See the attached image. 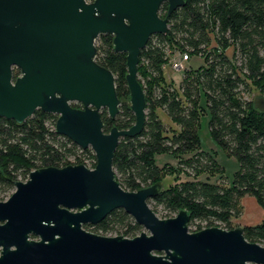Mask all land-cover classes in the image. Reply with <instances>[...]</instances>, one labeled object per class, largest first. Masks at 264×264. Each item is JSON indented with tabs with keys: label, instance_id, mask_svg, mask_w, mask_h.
Here are the masks:
<instances>
[{
	"label": "water",
	"instance_id": "1",
	"mask_svg": "<svg viewBox=\"0 0 264 264\" xmlns=\"http://www.w3.org/2000/svg\"><path fill=\"white\" fill-rule=\"evenodd\" d=\"M184 5L185 0H0V118L22 125L38 110L56 115V133L91 149L97 160L94 169L42 168L16 182L11 197L0 202V264H264V247L249 242L244 227L190 232L187 210L161 219L150 208L163 184L130 192L116 178L120 142L140 136L145 127L147 101L138 79L142 51L153 36L169 34L170 16ZM103 35L113 36L114 50L127 55L136 117L128 130H104L102 110L115 120L122 101L114 74L96 60ZM15 68L21 72L17 79ZM254 105L264 113L263 97ZM116 210L142 226L141 235L107 237L84 228Z\"/></svg>",
	"mask_w": 264,
	"mask_h": 264
},
{
	"label": "trees",
	"instance_id": "2",
	"mask_svg": "<svg viewBox=\"0 0 264 264\" xmlns=\"http://www.w3.org/2000/svg\"><path fill=\"white\" fill-rule=\"evenodd\" d=\"M165 4L160 16L166 18ZM113 36H100L96 42L97 62L115 77L122 102L115 120L102 113L104 130L114 126L128 130L136 123L130 109V91L126 81L127 55L117 53ZM170 49L200 56L205 65L185 72L178 90L166 78L165 65ZM228 51H233L228 56ZM20 72H15V78ZM147 101L146 122L136 138L123 139L116 151L114 170L117 181L127 191L136 192L155 184H164L166 175L188 172L194 180L164 187L149 201L162 219L176 217L181 210L191 216L190 232L206 227L234 230V220L243 215L242 200L255 198L264 211V113L255 108L251 98H264V0H185L169 18V34L153 36L142 51L138 69ZM205 96L210 115L209 129L219 147L239 163L229 185L197 180L202 173L223 174L214 154L202 151L199 136L200 100ZM73 107L82 108L73 103ZM163 112L179 131L169 136L159 112ZM58 116L38 110L22 125L0 118V202L15 191L16 182H26L31 172L49 167L78 165L71 159L84 155L92 159V150H81L68 138L56 133ZM170 154L179 168L160 167L156 158ZM199 227V228H198ZM87 231L101 236H124L133 239L144 231L123 210L112 212ZM198 228V230H195ZM251 243L264 247V219L260 224L244 227Z\"/></svg>",
	"mask_w": 264,
	"mask_h": 264
},
{
	"label": "rangeland",
	"instance_id": "3",
	"mask_svg": "<svg viewBox=\"0 0 264 264\" xmlns=\"http://www.w3.org/2000/svg\"><path fill=\"white\" fill-rule=\"evenodd\" d=\"M233 51H228V56L232 55ZM186 52H181L179 50H173L170 49L168 51V60L165 65V73L166 78L169 82H173L174 86L176 88H180L185 72L190 69H198L205 65L204 59H202L200 56H190L187 60H183L184 55ZM188 54V53H187ZM174 62H178L182 64V68L179 70H174L172 68V64ZM260 96L259 94L253 95L251 98L255 101L256 97ZM122 102H124L122 100ZM106 110H102V113ZM200 126H199V136L201 141V147L202 151L214 154L217 162L219 165L224 169L223 174L220 173H202L201 176L198 177L197 180L203 181V182H210V183H217L219 181H224L225 184L229 185V183L232 182L233 177L235 173L239 170V163L238 161L228 156L220 147L219 145L214 141V139L211 136L210 129H209V122H210V115L207 110L206 106V99L205 96L202 95L200 100ZM161 119L163 120L164 124L166 125V128L169 129L168 135L173 136L175 131H179V128L176 124H174L162 111L159 112ZM174 131V132H173ZM91 150V149H88ZM85 156L79 153V156L74 157L71 159V162H79L78 165H85L89 169H94L92 159H87L86 164L81 162L82 160H85ZM157 165L160 167L169 166L171 168H179V161L170 154H160L156 158ZM179 178V182H185L189 180H194L193 176L190 175L188 172H180L175 171L174 173H170L169 175L165 176L164 179V186L168 188L170 185H173L176 183V179ZM9 196L7 200L10 198ZM246 198V199H245ZM251 196H246L242 200V208H243V215L239 219L234 220V227L235 229L238 227H244L243 223H260L263 219V212L261 209H258L257 211H253V207L251 206L249 199L251 200ZM245 199V200H244ZM255 199V198H253ZM152 209L153 207L150 206ZM158 217L163 215V210L161 207L157 209ZM162 219V218H161ZM199 228V227H198ZM198 228H195V230H198ZM208 227L202 225V229H207ZM201 230H198L196 232H199ZM111 237V236H110ZM113 237V236H112ZM115 237V236H114Z\"/></svg>",
	"mask_w": 264,
	"mask_h": 264
},
{
	"label": "crops",
	"instance_id": "4",
	"mask_svg": "<svg viewBox=\"0 0 264 264\" xmlns=\"http://www.w3.org/2000/svg\"><path fill=\"white\" fill-rule=\"evenodd\" d=\"M246 199V198H245ZM244 199V200H245ZM249 202H250V204H251V206L253 207V211H257L258 209H261V211L263 212V219H264V211H263V209L259 206V204L257 203V201L255 200V199H253V198H251V200L249 199L248 200ZM262 219V220H263ZM262 222V221H261ZM260 222V223H261ZM260 223H255V224H253V223H243V226L245 227V226H253V225H257V224H260Z\"/></svg>",
	"mask_w": 264,
	"mask_h": 264
},
{
	"label": "built area",
	"instance_id": "5",
	"mask_svg": "<svg viewBox=\"0 0 264 264\" xmlns=\"http://www.w3.org/2000/svg\"><path fill=\"white\" fill-rule=\"evenodd\" d=\"M188 58H189V56L187 54H185L183 60H187ZM172 68L174 70H179L180 68H182V64L181 63H178V62H174L172 64Z\"/></svg>",
	"mask_w": 264,
	"mask_h": 264
},
{
	"label": "flooded vegetation",
	"instance_id": "6",
	"mask_svg": "<svg viewBox=\"0 0 264 264\" xmlns=\"http://www.w3.org/2000/svg\"><path fill=\"white\" fill-rule=\"evenodd\" d=\"M17 71H19V70L16 69V68L13 70V76H14V79H17V78H19V77L21 76V72L19 71V72H20V75H19L17 78H15V72H17Z\"/></svg>",
	"mask_w": 264,
	"mask_h": 264
}]
</instances>
